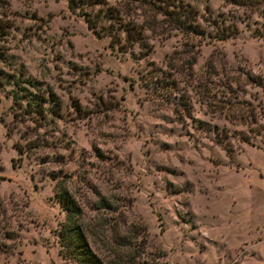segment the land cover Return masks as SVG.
<instances>
[{"label": "rangeland", "instance_id": "1", "mask_svg": "<svg viewBox=\"0 0 264 264\" xmlns=\"http://www.w3.org/2000/svg\"><path fill=\"white\" fill-rule=\"evenodd\" d=\"M88 1L0 0V264H78L61 187L105 264H264L261 16L224 41L157 16L141 48Z\"/></svg>", "mask_w": 264, "mask_h": 264}, {"label": "trees", "instance_id": "2", "mask_svg": "<svg viewBox=\"0 0 264 264\" xmlns=\"http://www.w3.org/2000/svg\"><path fill=\"white\" fill-rule=\"evenodd\" d=\"M136 2L144 14L140 25L120 22L119 12L114 8L107 7L104 0H89L87 4L101 6V11H99L101 16L96 17L100 22L105 19L119 20L117 24L125 32V41L132 46L139 45L141 48L147 47L142 26L151 28L150 24L156 22L155 17L157 16L161 18L160 22L187 37H204L207 34L218 41L228 40L239 34L237 21L250 27L249 22L255 13L261 16L264 24V0H224V5L229 7L228 19L224 15L213 17L207 6L201 13L194 5L185 3L183 0H136ZM96 18L86 19L92 28H96ZM198 19L212 28L213 35L200 25ZM252 120L254 123L256 122L254 117ZM56 194L60 204L67 212V221L58 232L61 247L66 249L78 264H105L92 251L86 240L80 222L81 209L75 199L65 187H61Z\"/></svg>", "mask_w": 264, "mask_h": 264}]
</instances>
